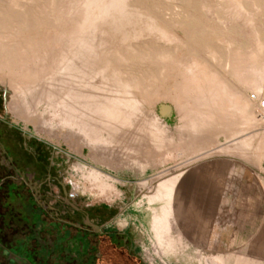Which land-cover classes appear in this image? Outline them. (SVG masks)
Instances as JSON below:
<instances>
[{
  "label": "bare ground",
  "instance_id": "obj_1",
  "mask_svg": "<svg viewBox=\"0 0 264 264\" xmlns=\"http://www.w3.org/2000/svg\"><path fill=\"white\" fill-rule=\"evenodd\" d=\"M176 1L178 5L176 12L179 15H184L187 8L184 7L186 5H181V3H189L188 1L192 2V0ZM211 1L214 2L216 10L221 14L234 16V18L239 20L248 15L253 6V10H257L262 2L257 0L259 3L254 2L252 6L250 5V0H197L196 3H198L197 6L199 9L204 10L212 4ZM68 3L69 4H67V0H53L49 8L50 15L52 19L58 21L59 26L64 22L65 27L67 26L66 29L70 31V28L73 29V27H68L71 20H67V17L80 6V9L78 10H81V16L78 17L77 20H72L73 25H75L74 35L71 31L64 32L63 38L61 37L62 33L59 35L60 38L56 35L57 30L62 31L61 28H58L59 26L56 31L53 29L52 33L49 32L48 36L46 34L45 38L49 37L48 41L43 38V35L45 34L41 35L33 27L30 26V28L27 27V25L22 26L19 24L20 26L15 32L8 33L0 30V81L5 84L3 87L12 89L15 94L26 89L36 88L40 89L39 95H42L49 89L53 92V95L59 96L61 94L64 96V99L68 100V103L70 99V102L74 101V106L71 107H73L72 111L73 113H77V116L82 115L84 112L81 113V111L92 105L93 116L90 115V121L93 119L95 121V118L97 117L98 120H100H96L99 122V125L97 126L103 127L106 137L110 136L113 141L115 140L117 143L120 142V145L123 144L124 148H127L128 150L130 149V153H128L129 151L127 152V155L130 157L128 156L125 158H129L132 163H138L139 166H149L153 162V156H160V154L165 151V137L167 136L165 132L167 127L164 122L158 117L154 110L146 107L144 102H149V100L153 101L161 96L171 97L182 110L181 112L184 120H182V126L185 130H183V132L176 130L180 136L176 139L180 141V138L182 137L181 140L185 141L183 143L186 145L183 144L185 146L184 148L182 147V155L186 154L188 156V161H191V163L178 164L173 171L168 173L155 172L151 176L134 183V191L137 193L135 200H132L130 203H132L134 207L145 210L147 223L152 233V246L157 252V255H154L155 257L150 258L149 256L151 255L148 251L145 252V255L150 261L156 260V264H168V260L170 259H175L176 261H181L186 264L187 262L184 261L185 257H187V255L191 256V258L194 256L196 257L197 255L199 256L198 253L201 252V247L207 242L206 240L204 241V238H207L209 239L208 241H210L207 243L213 245L212 251L219 254L222 258L221 260H215L218 264H240L239 260H242V258L234 260L233 257L228 256V254L232 255L233 253L231 249L233 241L231 242L232 245H230V242H227L226 245V241L223 240L227 235L228 237L232 235V238H237L238 234L234 231L233 233L231 230H228L225 233L223 227L220 228V225H222L221 223H224L225 220H227L225 219V211L221 209L212 213L211 209L207 208L208 205H211L210 202H206L204 205L203 203L199 205L201 201L197 200L196 197L192 195L193 193L190 194L192 191L191 187H188L189 191L191 189L189 193L183 192L179 188L177 181L173 180L171 177L177 176V174L181 172H190L193 163L211 155L213 146L217 142L216 136L219 133H223L227 136V139L230 137V140L224 147H221L222 145L219 147L222 148L219 149L221 154H232L233 156L237 154L242 156L246 155L247 151H252L258 154V158L260 155L263 156L264 135L262 134L264 133L256 132L254 129L264 121V112L262 108L260 116L255 113V108H259L257 105L263 106L264 99L262 98V100H260L262 102L261 104H257L256 100L250 99V97H247L245 93L243 94L241 90H239L241 95H237L233 89H231L232 85H229L228 82H230V80L227 79L228 77H225V75L222 77L218 74L219 72H216L217 70L210 68V66L208 67L209 64L205 63L196 50L198 49L196 48L198 46L194 47L191 38L189 39L187 37L174 38L172 35L169 37L170 40L177 39V43L180 44L181 47H179L178 44L177 45L178 48H181V51L172 52L170 49H161L158 51V49L154 47L144 50L139 49L146 60L155 57L158 61L161 60L163 62V65L159 66L156 70L151 72L147 69L146 71L144 68L140 70H123L121 68L122 62L129 61L133 59L135 55H139V51L135 52L130 45L133 39L143 38L146 34L150 33L156 34L167 32L169 23L159 19L156 15L149 13L144 5L135 4V2L131 3L129 0H69ZM259 11L264 13L263 8ZM185 14L187 17H190L187 13ZM2 16L4 18V15ZM192 21L194 22V20ZM192 21L190 20L189 22ZM174 23L175 26L181 28L183 25H188L185 22H181V20H176ZM225 23L226 22L224 21L221 24ZM64 24L61 27L65 28ZM142 25H144V27L140 28ZM247 26L249 27V25ZM105 32L108 34L110 32L111 36H116H112L115 39L112 40L111 37V39L108 38L107 41H103L102 43L100 40H97L96 36L100 33L103 35L102 33ZM69 33L71 36H75V39H77L78 42V47L75 48V52H71L73 54H70L71 47L67 49V46H70L67 45L68 38H71L67 35ZM241 33L243 34V31ZM203 35H201V37L204 39L206 36L212 38V34L210 36L208 31L207 34H205V37H203ZM214 35L216 36V34ZM250 36L252 37L251 39L254 40V47L249 51L247 57L243 51L241 52L238 50L240 52H237V50H234L233 46L235 39L226 36L221 41L223 49L220 50L216 48L214 52L211 53V58L215 59L214 61H217L216 58L219 55L223 56L227 72H232L233 69L240 68L242 71L239 70V76L244 84L242 85L255 90L257 98H260L258 95L264 94V83L260 79L262 73H264V61L261 59L260 51L264 42V33L255 29L251 32ZM15 38L19 39V42H17L18 46L17 48L15 47L16 49H13L8 44V46L6 45V43L15 40ZM59 38L62 39L60 42L62 41L63 44H59ZM196 40L199 39L197 38ZM237 40L240 39L238 38ZM69 42V44H71L73 41L71 42L70 40ZM133 43H135V41ZM204 47L206 48L207 46ZM110 52H112L113 55L109 56V54H111ZM44 53H49L50 57L48 60L41 57ZM69 62L72 64L71 68H69L70 65H67ZM62 63L65 66L63 65V67H60ZM42 65H45L46 67L42 70V75L37 77L41 80L37 81V78L33 80L35 69ZM178 75H180V77ZM70 79H72L71 82L74 81L72 85H70L71 82L70 84L67 83ZM107 95L108 97H106ZM34 99L33 101H35ZM53 99L55 100V98ZM23 104H25V102ZM148 117H150V119ZM83 119L87 120L86 124L88 125L89 119H87V115L86 118ZM150 120L158 121L162 129L153 128V122L151 123ZM72 121L70 122L73 125L74 122ZM72 125L71 127H69L68 124L66 126L72 128ZM95 130L97 131V129ZM75 133L78 132L75 131ZM175 134L176 133H174V136ZM210 135H213V137L207 139ZM204 136H206V140L204 139L205 141L201 142V139L204 138ZM87 139L85 142H87ZM87 145L89 148L88 156L90 159L100 161L99 158H104L105 154L102 152L98 153L94 143L89 141ZM125 151L123 153L126 154ZM220 151L218 153H220ZM212 153L214 155L217 151L216 153L215 151ZM262 156H260V158ZM161 159L160 163L169 160L168 158L163 157H161ZM70 162L76 170H73L74 172H72L74 175L76 173L78 175L82 173L80 171L82 169L81 164L78 161ZM197 168L198 167H194L195 170ZM83 169L85 168L83 167ZM86 171H88V169ZM89 171L90 173L88 176L90 175L91 178H83L82 181L76 184V188L83 189V191L81 190L80 192L88 193L94 201L99 200L108 203L117 202L118 200L114 199L113 196L121 195V191L115 185L118 181L110 174L102 172L101 170L98 172V169H90ZM184 179H182L183 184ZM185 185L186 184L181 186V188ZM187 185L191 186L192 182L191 184L187 183ZM89 186L90 188L87 190V187ZM186 186L184 187V191H186ZM72 193L73 192H69L70 195ZM194 193L196 194V192ZM143 204H145L144 207ZM124 206L125 205H123V208ZM209 213H211L212 216ZM245 216H247L246 213ZM227 223H229L228 220ZM237 229L239 230V227ZM262 236L263 235L258 236V233L254 232L249 237V240L248 238L239 236V239L237 238L238 241L236 242V239H234V242L238 245L244 244L245 247L249 246V248L252 249L250 242L255 239L258 243L260 242L257 250L254 249L256 250V254L259 255L260 253H264V241L260 240ZM209 237L216 239L213 241L214 243L211 242L212 240H210L211 238ZM231 237L226 238L230 239ZM244 238L247 240H244ZM245 241H248L250 244L247 245L248 242L245 243ZM252 247L255 248L254 245H252ZM236 253L237 252L235 251V254ZM239 256L242 255L238 254V257ZM262 258L263 257L261 256V259ZM211 262V259H207V263ZM217 262H215V264H217Z\"/></svg>",
  "mask_w": 264,
  "mask_h": 264
},
{
  "label": "rangeland",
  "instance_id": "obj_2",
  "mask_svg": "<svg viewBox=\"0 0 264 264\" xmlns=\"http://www.w3.org/2000/svg\"><path fill=\"white\" fill-rule=\"evenodd\" d=\"M50 1L53 2V0H0V24H1L0 30L4 32H8V33L15 32L16 30H18L20 26L19 24H21L22 26L27 25V27H30V26L33 27L41 35L45 34L43 35L44 36L43 38L44 40L47 39L48 41L49 37L45 38L46 34L48 36L49 32L52 33L53 29L56 31L57 27L59 26L58 21H55L54 19L51 18L49 8L52 2ZM129 1L131 3L135 2V4H141L142 6L144 5V7L147 9L149 13L156 15L159 19H162L163 21H166L167 23H169L168 24L169 32L168 31L163 32V33L160 32L156 34L150 33V34H146L143 38L133 39L130 45L135 52L139 51V49L144 50V49H148L151 47L158 49V51H160L161 49H170L172 52L174 51L176 52L179 50L181 51V48H178V45L179 47L181 46L180 44L177 43V39L170 40L169 37L172 35V37L174 38L175 37L177 38L187 37L189 39L191 38L192 40L191 42L194 44V47L198 46L196 47L198 49L196 48L195 49L198 51L200 57L205 61V63L209 64L208 67L210 66V68L217 70L216 72L217 73L219 72L218 74H220L222 77L224 75L225 77H228L227 79L230 80L231 82V83L230 82L228 83L230 86L232 85L231 89H233V91L237 95H241V92H242L243 94L245 93L247 97H250V99L256 100L257 104L262 103L260 100H262V98L264 99L263 97L264 94L258 95L260 96V98H257V94L255 93V90H253L250 87L243 86L244 84L239 76L240 74L239 70H241L240 68L233 69L232 72H229V71L227 72L226 70L227 67L225 68V63H224V57L219 55L216 58L217 61H214L215 59L211 58V53H213L216 48L222 50L223 49L221 45L222 39L225 38L226 36H230L235 39V43L233 46L234 50H237V52L243 51V53H245L247 57V54L249 53V51L254 47L253 45L254 40H252L251 39L252 37L250 36L251 32L257 29L260 32L264 33V13H261L259 11L262 8L264 9V0H258L259 2L262 1L260 7L258 6L257 10L255 9L253 10V7H254L253 6L252 9L250 10V13L244 16V18H240V20L237 18H234V16H230L227 14H221L219 11L216 10L215 4L212 1H211L212 4L209 5L204 10L199 9V7L197 6L198 3H196L197 0H194V1L192 0V2L188 1L189 3H181V5L182 4L186 5L184 7L187 8L186 12H184V15L183 14L179 15L176 12L178 8L176 0H129ZM250 1H251L250 2L251 6L254 4V2L255 3L258 2L257 0H250ZM68 2L69 0H67V4H69ZM78 9H80V6L77 9H75L73 12L76 15L71 13L67 17V20H71V23H72V20H77V18L81 16L80 14L81 10H78ZM205 10L209 12H206ZM185 13H187V15L190 17H187ZM2 15H4V18ZM189 19L191 21L194 20V22L193 21L189 22L190 21ZM176 20H181V22L183 23L185 22L188 25L186 26L183 25L182 28L175 26L174 22ZM224 21L226 22L225 23L226 25L221 24ZM239 21L242 23H240ZM207 22L209 23V25ZM22 23L25 25H23ZM71 23L69 22L68 27H73V29L70 28V31L74 35L75 25ZM63 24L64 22L58 27V28H61L62 31L60 30L56 31L57 36H59L62 33L61 34L62 38H63L64 32H70L69 30L66 29L67 26L65 27V24H64L65 28L61 27L63 26ZM247 25H249V27ZM208 26H209V29H208ZM241 26L243 29L241 28ZM143 27L144 25L140 26V28H143ZM205 29H206V32H205ZM240 29L243 31V34L241 33L242 31ZM207 31L210 36L212 34V38L214 37L216 39L214 38L212 39L210 37L212 39L211 40L209 36L205 37V34H207ZM209 31H212V32H209ZM110 32L109 34L106 32L102 33L103 35H101L100 33L99 35L96 36L97 40H100L102 43L103 41H107L108 38L111 39L112 36L116 37L114 35L111 36ZM200 32L201 33L203 32V33L201 34ZM214 34H216L217 37ZM67 35L71 37V38H68L67 45H70V46H67V49L71 47L70 54H73L76 50L75 48L78 47L77 46L78 42H77V39H75V36L73 35L71 36L70 33ZM201 35H203L205 39L202 38ZM113 37H112V40L115 39ZM60 38H59V44L60 43L63 44L62 41L60 42V40H62ZM197 38L199 40H196ZM238 38L240 40H237ZM116 39H119V38H116ZM18 40L19 39L15 38V40H11L10 42L6 43V45L8 44L13 49H16L18 46L17 42H19ZM70 40L71 42L73 41L71 44H69ZM134 41L135 43H133ZM72 45H75V46H72ZM204 46H207V47L205 48ZM260 51H261V59H263L262 61H264V42H263V46L260 48ZM110 53L111 54H109V56L113 55L112 52ZM141 53L142 52L139 51V55H135L133 59L126 61V62H122L121 68L126 71L135 70V69L140 70L144 68L145 70L147 69L151 72L153 70H156L159 66L163 65V62L161 60L158 61V59H155V57H152V59L146 60L142 56ZM41 57L42 58L44 57L45 60H48L50 55L49 53H44V55ZM72 64H73V61H72ZM72 64L69 62L67 65H70L69 68H71ZM63 65L64 64L62 63L60 67H63ZM67 65H66V68H67ZM42 66H39L38 68L35 69V73H34L35 75L33 74V78H34L33 80H35V78H37L39 75L40 76L42 75L43 73L42 70H44L46 67L45 65H42ZM213 66L216 68H214ZM178 76L180 77V75ZM230 77L232 78V81L234 80L233 82L231 81ZM260 79L264 83V73H262ZM36 80L38 81L41 79L37 78ZM71 80L72 79H70L67 83L70 84ZM73 83L74 81H72L70 85H72ZM3 86H5L4 82L0 81V94L2 93V95L4 96L2 106L0 105V115L3 117L6 123H8L9 125H11V127H14L15 129L21 132V134L23 135V141H25L27 147H30V148L37 147L40 153H42L43 155H48V157L54 162V168L56 169L55 171L61 175L63 181L66 184V187L69 189V192L74 191L78 194L76 201H78L79 203H84V202L108 203L106 201H99V200L94 201L88 195V193L80 192L81 190L83 191V189H79L78 187L76 188V184L82 181L83 178H91L90 175L88 176V174L90 173L89 171L90 169H95V170L98 169V172H100L101 170L102 172L110 174L114 179L118 181L115 183V185L121 191L120 193L121 195L113 196L114 199L118 200L117 202L108 203L109 205L116 207L118 211L120 212L115 221L117 222L118 226H122V227L126 226V228L129 230V235L133 242V252L135 253L137 257L140 258L141 262L143 264H156L157 262L156 260L150 261L147 258V256L144 254V251L145 252L148 251L151 255L149 256L150 258L155 257L154 255H157V252L152 246V233L147 223L146 212L145 210L141 208L134 207L132 203L130 202L132 200H135V196L137 193L134 191V186H133L135 182L140 181L143 178L145 179L146 177L151 176L155 172L168 173L170 171H173L178 164L191 163V161L190 162L188 161L187 159L188 156L186 154H183L185 156L182 155L183 153L182 149L186 145L185 143H183L185 141L181 140L182 137L180 138V141L176 139L179 136L178 131L183 132V130H185L184 127L182 126V123L184 121L183 114L181 112L182 110L178 107L176 102L173 101L171 97H167V96H163V97L161 96V97H158L159 99L157 98L153 101L149 100V102H144V105L148 107L149 109L151 108L152 110H154L155 113L158 115V117L164 122L165 126L167 127L165 131L167 136L165 137V146H166V147L164 146L165 151L162 152L160 156L159 155L153 156L152 157L153 162L149 166L148 165L139 166L138 163H132V161L129 158H125L129 156L127 154L130 153L131 151L130 149L128 150L127 148H124L123 147L124 145L123 144L120 145L121 144L120 142H118L119 143L118 144L117 141L115 140L113 141V139H111L110 136L106 137L105 135L106 133L103 131V127L97 126L99 125V122L97 121H100L98 120L97 117H96L97 119L95 118V121L94 119L90 121V117L93 116L92 115L93 107H91L92 105H90L89 108L87 107L86 108L87 110L86 109L82 110L81 113L84 112L82 115H79L78 113L79 116H77L76 115L77 113H73L72 111L73 107H71V106H74L73 105L74 101L70 102L71 101L70 99L68 103V100L64 99V96H62L61 94L59 96L53 95V92H51L49 89L48 91H45L46 93L44 92V94L42 95H39L40 89H36V88L34 89L25 88L26 90L17 92V94H15L12 89H8V88H6L7 89L6 92H3L2 90ZM239 90H241V92ZM106 97H108V95ZM53 98H55V100ZM33 99L35 101H33ZM24 102L25 104H23ZM61 105H64V106H61ZM262 105L263 106L257 105L259 108L257 107L255 108L256 110L255 113H257L259 116L262 113V109L264 112V104ZM86 115H87V119H89L88 125L86 124L87 120L83 119V118H86ZM148 118L150 119V117ZM77 120L80 122H78ZM70 121L74 122L76 125L74 123L72 125ZM152 122H153L152 124L153 128L162 129L158 121H151V123ZM82 123H83V126H82ZM90 123L92 124V126ZM67 124L69 127H71L72 125V128L67 127L66 126ZM93 127L97 129V131ZM263 127H264V121H262L257 126V128L254 129V131L264 133ZM75 131H77L78 133H75ZM174 133H176L175 136L177 134L178 135L175 137ZM90 135H93L94 137ZM211 137H213V135L208 136L207 139ZM229 138L230 137H228L227 139V136H225L223 133L217 134L216 144L218 146L215 144L212 149V152L215 151L216 153L217 151L216 154L213 155V153L211 152V155H209L205 159L197 160L195 163L192 164L193 167L191 168L190 172H187V173L184 172L185 174L181 172V173H178L177 176H172V177L170 176V177L173 180L177 181V183L179 184V188L183 192L189 193L192 189L190 194L193 193L192 195H194V197H196L197 200L201 201V202L199 201L200 202L199 205L202 203L204 205V203L206 204V202L208 203L210 202L211 205H208L207 208L211 209L212 213L219 211L221 209L225 211V219H227L229 223H227V220H225L224 223H221L222 224L220 225L221 227L219 226L220 228L223 227L225 233L228 230H231L232 232L234 231L238 233L237 238L239 236H243L245 238H248L249 240V237L254 232H256L258 233V236L263 235L260 240L264 241L263 239L264 238V179H263L264 178V172H263L264 171V154L263 156L260 155L263 158L262 157L260 158V156L258 158V154L252 151H247L246 155H242V156L237 155V154H235L234 156L232 154H225V153L221 154V151L219 149H222V148H219V147L221 145H222L221 147H224L227 144V142L230 140ZM86 139H87V142H85ZM202 139H201V142H204L206 140V136H204V138ZM89 141L94 143L98 153L102 152L103 154H105L104 158H99L100 161H95L93 159H90V157L88 156L89 148L87 144ZM176 143L177 145L175 146ZM124 151L126 152V154L123 153ZM219 151L220 153H218ZM161 157L168 158L169 160L165 161L164 163H160L162 160ZM70 161H78L81 164V168L83 169L84 167L85 169L82 170L81 168H79L81 169L80 171L82 173H80L79 175L76 173L78 176L76 174L74 175V173L72 172L76 170ZM194 167H198V168L195 170ZM87 169L88 171H86ZM182 179H184V184L186 185L187 183L191 184L192 182L191 186L185 185L187 187L185 188L186 191H184L185 186L181 188V186L184 185ZM181 181H182V185H181ZM188 187H191L190 191ZM52 188H56V186L52 185ZM87 188L86 189L89 190L90 186ZM193 191L196 192V194ZM9 197H11V195H9ZM126 204L128 206L126 207V209L122 210L123 205L126 206ZM3 206H6V204L3 203ZM144 206L145 204H143V207ZM245 213L247 214V216H245ZM209 214L211 215V213ZM25 217L26 215L24 214L23 210H18L16 214L14 215H10L8 212H3L0 214V264H56L52 260L50 262H47V260L45 259L52 253V250L54 247L53 244L47 247V245L41 242H37L36 240L33 241L32 234H29L19 228L20 221L21 222L24 221ZM238 227H239V230L237 229ZM8 230H11V232H8ZM231 236L232 235H230L229 237ZM226 237L229 238L227 235L223 239L224 241H226V245H227V242H230V245H232L231 242L233 241V245L231 249L234 254L233 253L232 255L228 254V256L233 257L234 260H236L237 258H242V260H239L240 264H264L263 263L264 253H260L258 255L255 252L257 250L258 245H260V242L258 243V241H256L255 239H253L250 242L251 244L248 241H245V243L248 242L247 245L250 244L252 248L250 249L249 246L245 247L244 244H239V245L237 243L235 244L234 239H236V242H237L239 238L237 239V238L231 237L230 239H227ZM245 238L244 240H247ZM205 240L207 242H210L208 241L209 239L207 238H204V241ZM210 240H212L211 242H213L216 239L211 238ZM207 242L201 247V252L198 253L199 256L197 255L198 257L194 256L195 258L194 257L191 258V256L187 255L184 261H186L188 264L189 263L197 264V262L198 264H201V262L202 264H215V262H217L215 260H218V259L221 260L222 259L221 256L212 251L213 245ZM252 242H255V243H252ZM252 245H254L255 248L252 247ZM202 250H205V251H202ZM235 251L237 252L236 254H235ZM238 254L242 256L238 257ZM261 256L263 257L262 259H261ZM207 259H211L212 262L207 263ZM168 264H185V263L181 261H176L175 259H170L168 260Z\"/></svg>",
  "mask_w": 264,
  "mask_h": 264
},
{
  "label": "flooded vegetation",
  "instance_id": "obj_3",
  "mask_svg": "<svg viewBox=\"0 0 264 264\" xmlns=\"http://www.w3.org/2000/svg\"><path fill=\"white\" fill-rule=\"evenodd\" d=\"M3 100L1 93V106ZM55 170L48 155L40 153L37 147H27L21 132L0 115V178L11 180L14 186L10 191L18 195L22 205L30 204L29 218L34 224L29 234L33 241L47 247L53 244L52 253L45 258L47 262L143 264L133 252L129 230L115 221L118 209L104 202L79 203L78 194L74 191L69 194ZM14 176L20 179L15 180ZM36 201H41L44 207ZM25 220L28 221V216Z\"/></svg>",
  "mask_w": 264,
  "mask_h": 264
},
{
  "label": "crops",
  "instance_id": "obj_4",
  "mask_svg": "<svg viewBox=\"0 0 264 264\" xmlns=\"http://www.w3.org/2000/svg\"><path fill=\"white\" fill-rule=\"evenodd\" d=\"M14 178L15 180L20 179L18 176H14ZM13 186L14 184H12L9 178L7 179V181H4L0 178V214L3 212H8L10 215H14L18 210H23L24 214L28 216V221H20L19 228L27 233H30V230L32 229L34 224L29 218L31 209L30 204L26 203V205H22V201L19 200L20 198L18 197V195L15 192L10 191ZM9 195H11V197H9ZM33 196L35 199H37L38 197V195H36V192L33 193ZM3 203H5L6 206H3ZM36 203L42 206L41 201H36ZM8 232H11V230H8Z\"/></svg>",
  "mask_w": 264,
  "mask_h": 264
},
{
  "label": "water",
  "instance_id": "obj_5",
  "mask_svg": "<svg viewBox=\"0 0 264 264\" xmlns=\"http://www.w3.org/2000/svg\"><path fill=\"white\" fill-rule=\"evenodd\" d=\"M2 90H3V92H6V91H7V89H6L5 87H3ZM126 206H127V204H126ZM126 206H125V207H126Z\"/></svg>",
  "mask_w": 264,
  "mask_h": 264
}]
</instances>
